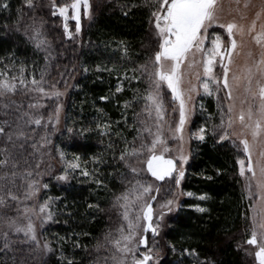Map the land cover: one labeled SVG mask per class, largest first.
I'll return each instance as SVG.
<instances>
[{"label":"trees","instance_id":"1","mask_svg":"<svg viewBox=\"0 0 264 264\" xmlns=\"http://www.w3.org/2000/svg\"><path fill=\"white\" fill-rule=\"evenodd\" d=\"M55 2L59 5L70 0ZM33 3L35 9L28 8L25 0H0V72H6V77L15 72L26 81V85L18 83L15 94L0 97V123L7 120L13 129L18 126L24 133L13 138L15 147L0 140V148L7 146L18 162L16 168L11 164L0 168V175L8 173L0 185L17 195L24 191L27 173H34L38 158L32 144L42 136V128L27 122L28 105L36 94L29 89L34 87L30 81H41L42 74L45 91L53 84L60 89L71 85L65 98L64 126L54 137L55 143L65 155L84 160L90 175L73 177L67 183L49 179L47 194L53 197L55 213L44 234L53 248L51 254L41 255L33 243L13 237L7 239V247L5 240H0V264H67L69 259L73 264H105L107 254L98 250L97 244L104 245L105 234L123 223L118 206H113L115 198L145 179L128 166L140 164L135 158L125 162L119 157L125 141L130 146L137 135L135 129L140 127L133 113L140 111L144 101L137 102L134 97L145 93L147 74L142 69L145 65L151 68L158 50L151 29L155 0H94L92 19L82 29L79 43L64 35L61 17L52 15V0ZM257 9L250 5L245 12L250 18ZM117 85L122 91L116 92ZM168 99L170 94L166 104ZM200 101L204 105L191 130L204 127L205 139L192 140V156L181 182V189L194 195L184 198L168 219L159 237L164 255L158 264H253L242 248L251 228L237 163L241 154L228 140L217 138L221 114L216 100L210 96ZM125 102H131V107H125ZM136 143L138 146L139 141ZM13 171L16 177H12ZM203 194L208 199H197ZM0 196H5L4 191ZM5 199L7 203L10 200ZM197 205L206 211L198 212Z\"/></svg>","mask_w":264,"mask_h":264},{"label":"snow or ice","instance_id":"2","mask_svg":"<svg viewBox=\"0 0 264 264\" xmlns=\"http://www.w3.org/2000/svg\"><path fill=\"white\" fill-rule=\"evenodd\" d=\"M25 3L30 9L36 7L33 0H25ZM235 3L238 6L236 11L242 22L230 20L225 24L219 23L220 0H155V10L152 11L151 16L154 18L155 34L159 38L158 50L155 51L154 59L151 61V68L145 65L142 69L147 74L148 87L145 89V93L134 97L137 102L139 100L144 101L140 111H134L133 113L134 122L138 123L140 127L135 129L137 135L133 137L130 146L125 141L126 147L119 158L125 162L129 158H135L138 163L146 164L147 172L157 181H164L165 178H168L174 182L176 188L180 187L185 173L182 167L178 168V162L183 165L187 162L188 157L181 154L176 158H165L163 154L157 155L156 149L158 145L166 144L165 132L169 133L172 139L183 142L185 124L191 112L189 105L193 100V94H198L196 84L189 81V87H184L185 77L188 70L199 64L203 69V74L201 76L200 73H195L194 78L199 82V88L203 90V94L213 96L224 92V96L220 99L225 102L226 107L218 105L221 118L217 129L222 132L219 140L225 141L230 136L236 137L239 144L243 146L242 150L247 163L243 159L238 160L237 163L240 165V176L246 177L247 180L245 190L250 192L255 187L256 191L253 194L260 201H264V151L260 153L261 158L254 162L252 143L246 138L250 135L252 141L256 142L264 135V22L261 21V15L264 13V0H262L261 9L254 14L251 20H249L246 12L241 11V0H235ZM249 4L250 0H244L242 8L248 9ZM4 7L6 8L7 5L5 4ZM51 7L53 9L52 15H59L62 18L64 35L71 39L73 33L70 30L69 21L74 22L75 33L79 34L81 31V13L83 11V16L89 17L91 5L89 0H71L70 3L66 2L59 5L55 0H52ZM212 26L226 30L227 45L224 44L219 35H215L211 39V47H206L205 41L209 39L208 29ZM25 31H27V28ZM33 31L37 36L39 35L38 30L33 28ZM245 35L250 36L254 44L260 49L259 59H253L254 53L249 50L241 70L233 72L235 57L240 55L238 49L243 47L242 41L238 43L235 37H244ZM197 54L200 56L199 60L196 59ZM249 60H251V63L248 62ZM217 64L221 69L220 75H217L214 71ZM21 73H23V69H21ZM6 76V72H0V97L17 92V79H19L20 85H26V81L22 76L21 78L12 76L11 80L3 79ZM230 76L232 83L229 82ZM127 79H138V77ZM42 81L43 74L41 75V81L32 79L30 83L34 87L29 90L47 95L45 89L41 86ZM254 81L255 88L253 87ZM241 84H243L245 98L241 100L242 107L234 118L235 98L233 91L234 88H240ZM51 87L55 89L54 84ZM120 91H122V88L117 85L116 92ZM62 94L59 91H53L49 98L52 96L59 97ZM169 94L170 99L166 104L165 101ZM102 99L106 98L102 97ZM243 105H247V108L245 109ZM36 106L35 104L28 105L29 108H35ZM4 107L7 108L8 105L5 104ZM19 107L18 105L17 108L19 109ZM125 107H131V102H125ZM59 111V106H57L53 114L55 123L59 122ZM23 115L28 116V113L25 112ZM49 120L52 121V116L49 117ZM27 122L40 126L41 118L29 116ZM53 127H55V124H53ZM108 127V125H104L105 129ZM205 132L206 129L200 127L198 131L191 134L190 138L203 141ZM104 134V132L101 133V135ZM21 136H24V133L19 130L18 126L13 129L7 120L0 123V140H3L6 145L11 143L15 147L13 138L19 139ZM40 139L44 143H51L46 136H41ZM137 141H139L138 146ZM43 146V143L39 145V147ZM32 147L37 148V144H32ZM163 151L167 152L169 149L164 147ZM0 154L4 156L3 159H0V168H7L9 164L12 168L17 167L18 162L7 146L0 148ZM145 154H147L146 159L141 160L140 158ZM60 159L61 161L64 160L62 152L60 153ZM79 161L80 157L76 156L73 161L67 162L64 174L56 177V179L67 180L69 169L72 171L80 170L82 176L88 177L90 173L86 168L81 167ZM93 162H96L95 158ZM128 166L131 172L136 174L141 170L132 165ZM246 173L250 175L246 176ZM11 175L16 177L17 173L13 171ZM31 176L32 173L28 172L27 177ZM7 177L8 173L5 172L0 175V180H6ZM27 177L22 178L26 179ZM208 179H211V177H208ZM12 182L14 183V180ZM97 183L100 182L97 181ZM37 184L38 182L34 181L28 182L27 191L24 193L25 199H31L35 196L39 190ZM42 187L47 188L48 185L44 184ZM153 190L156 195L151 194ZM0 191H4L5 196L12 201L19 200V197L13 194L11 188L0 185ZM160 191L159 187L153 189L151 184H141L140 181H137L136 186L116 196L113 206H118L123 210L120 216L124 223L116 229L118 236L113 237L111 232L105 234L104 240L111 244L114 249L110 256L103 258L105 264H108L109 261L111 264H154V257L159 255V249L154 241L160 234L162 222L168 213L181 207L175 199H166L163 203H159L160 211L158 213L154 212L151 201L157 200ZM146 194L147 198H145ZM182 194L189 197L194 195L192 192ZM5 196H0V208L10 207ZM173 196H175V193H173ZM197 199L206 200L208 196L203 194ZM89 207L92 206L89 205ZM196 210L198 212L206 211L205 208L198 205ZM19 211L17 209V212ZM23 211L25 218L28 220L26 227L19 226L17 220L8 216L7 212L0 213V220L4 221L7 229L16 233L24 232L30 240L36 241L39 247L35 227L28 214L32 213L40 217L42 220L41 226H43V223L53 218V214L49 210V202L45 201L35 208L25 207ZM154 216L156 217L155 220ZM147 233L151 234L153 241L151 245L149 237L145 235ZM2 234L5 237V247H7L8 232L4 231ZM246 243L255 246L254 256L257 264H264V214L260 211H257L251 217V235ZM102 247H104L103 244H97L98 250ZM43 248L45 251H51L47 242L44 243ZM141 248L144 250L142 251ZM67 264H73V261L69 259Z\"/></svg>","mask_w":264,"mask_h":264},{"label":"rangeland","instance_id":"3","mask_svg":"<svg viewBox=\"0 0 264 264\" xmlns=\"http://www.w3.org/2000/svg\"><path fill=\"white\" fill-rule=\"evenodd\" d=\"M242 1H241L240 7H241V10L245 12L247 9L242 8L244 0H242ZM70 2H71V0H70ZM93 2H94V0H89V3L91 5L89 17H84L83 11L81 13V31L79 34L75 33L74 22L69 21V27L73 33V36L71 39L75 40L76 42H78V40H79V42H81L82 29L92 19ZM250 5L258 6L257 11H259L261 9L262 3H261V1H259V3H257L254 0H250L249 6ZM235 9H236L235 8V0H220V6L218 9L219 23H225L226 24L230 20H236L237 22H242V21H240L239 15L235 14ZM253 16L250 15V18L248 17L249 20H251L253 18ZM261 21L264 22V13H262V15H261ZM151 29H152L153 36L156 37L157 39H159L155 34L154 18H153V23H152ZM208 35H209V39L205 41L206 47H211V39L214 38L215 35H219L225 45L228 44V36H227V32L225 29H222V28H219L216 26L209 27ZM235 38L238 41V43L242 41V44H243V47L238 49V51L240 52V55L235 57V64L233 66V72H239L241 70L245 60L247 59V52L249 50H251L254 53L253 59H259L260 49L254 44V42L251 40V37L248 35H245L244 37L236 36ZM190 59H191V57H190ZM196 59L197 60L200 59L199 54H197ZM248 62L251 63V60H249ZM214 71L217 75L221 74V69L219 67V64L216 65ZM195 73H200L201 76L203 74V69L199 64H197L196 67H194L193 69L188 70L186 77H185L184 87L185 88L189 87V81H190L191 83L197 85L198 94H196V93L193 94V100L190 102V105H189L191 112L189 115V119L186 121V124H185L184 134H183L184 135L183 142L172 139L171 135L169 133L165 132L164 139L166 141V144L165 145H158L157 149H156V154L157 155L163 154L165 158H176L181 154L187 156L188 159H187L186 163H184L183 165H180L178 162V168L182 167L184 173H186L187 166H188L189 161H190L191 156H192L191 143H192V140H195L193 138H190L191 134L193 132H195V131L191 130L192 121H193L195 115L198 113L197 112L198 109L202 108L204 105V102H201L200 99L202 97H206V98L210 97L209 95L203 94V90L199 88V82L196 81L194 78ZM13 75L18 77V78H21L20 75H18L15 72H13ZM11 77H3V79L11 80ZM229 82L232 83L231 76H230ZM18 83H19V80L17 79V81H16L17 87L19 85ZM70 87H71V85H68V86H66V88L60 89L59 87L55 86V89L51 88L49 91H45V93H47V95L36 92L35 96L32 99V102L30 103V104L37 105L35 108H29L30 116L33 118H41L42 136H46L47 139H49L51 141V143L48 144V143H44L43 141H41V139H40L41 136L37 138L38 142H36L37 148L35 149L36 150L35 155L38 159L36 161L34 173L25 182L24 191L21 193L18 192L17 196L19 197V200L18 201L9 200L7 203L10 206L9 208H0V213L7 212V215L12 217L13 219H16L17 224L21 227H26V225L28 223V220L25 218V215H24V211H23L24 208L25 207L35 208L37 205L44 203L45 201L49 202V210L52 212L53 218H54L55 212L53 209V197H51L50 195L47 194L48 187L47 188L42 187V185H44V184L49 185V179H54V180L62 182V183H67L70 181L71 178L76 177V176H81L80 170L72 171L71 169H69L68 170L69 178L67 180L61 181V180L56 179V177L64 174V169L67 166V162L73 161V159L76 157V156L65 155L63 153V151L60 149L57 142L55 143V138H54V137H56V135H58L59 132L62 131L63 126H64V114H65L64 104H65L66 93ZM253 87L255 88V81L253 82ZM53 91H59L63 94L59 97L52 96L51 98H49ZM223 96H224V92H220V93L213 95L211 97H213L216 100L217 105H224L226 107L225 102L222 99H220ZM233 96L235 98V109L233 112V117L235 118V116L238 115V113L242 107L241 100H243L245 98V93L243 90V84H241L240 88H238V89L234 88ZM57 106H59V109H60V111H59V122L55 123V116L53 114L55 113ZM243 107L246 109L247 105H243ZM169 111H171V109H169ZM176 115L178 117V113ZM50 116H52V121L49 120ZM220 118H221V115H220ZM225 120H226V118H225ZM53 124H55V127H53ZM45 125H46V127H45ZM225 127H226V123H225ZM220 134H222L221 131L217 137L218 140H219ZM246 138L249 140L250 143H252V152H253L252 158H253V161L255 162L257 159L261 158L260 157L261 151H264V135H262L256 142L252 141V138L250 135H248ZM227 140L230 144L237 147L238 151L241 154L239 160L243 159L247 163L246 158H245V154L242 150L243 146L239 144L237 138L230 136L229 139H227ZM234 141H235V143H234ZM41 143L44 144L43 147H39V145ZM164 147H167L169 149V151H167V152L163 151ZM61 152L64 154V160L63 161H61V159H60V153ZM79 162H80L82 168H86L85 167L86 162L84 160H82L80 158ZM37 165H39V166L37 167ZM136 167L138 169H141L139 172L141 174H143V176L145 177V179L141 182V184H151L153 186V189H155L156 187H159L161 189L160 194L157 196V200L151 201V203L153 204L154 212L158 213L160 211L158 205H159V203H163L164 200H166V199H175L178 204L182 205V200L186 197H189V196H185L182 194V193H185V191H183L181 189V185L179 188H176L175 184L172 181H170L168 178H165L164 181H157L153 176H151L150 173L147 172L146 164H139ZM239 173H240V165H239ZM247 175H250V174L246 173V176ZM241 178H242L244 192H245L246 198H247L248 203H249L250 228H251V217L257 211H260L262 214H264V201H260L258 199V197L253 194L256 191L255 187H253L250 192L246 191L245 190V184L247 183L246 177H241ZM183 179H182V181H183ZM29 181L38 182L37 187L39 188V190L37 191L35 196H33L31 199H25L24 193L27 191V184ZM161 182H165L163 186L160 185ZM173 193H175V196H173ZM151 194L156 195L154 190ZM49 198H51V199L49 200ZM145 198H147V194H146ZM179 208L175 209L171 213H168L165 216L164 221L162 222L160 234H159V236H157L155 238V241H154L156 246L159 249L158 257H154V264H158L160 259L164 255V251H162L163 246L159 243L161 241V239L159 237H160L161 233H163L166 230L167 225H168V219ZM17 209H19L20 211L17 212ZM117 209H118L119 213H121L123 211L119 207ZM28 215L31 217V220L34 224L36 238H37V241H39V247L37 246L36 241L30 240L29 237L26 236L24 232L16 233L10 229H7L5 227L3 220H0V240H5V237L2 233L4 231H7L8 232L7 239L13 238V237L23 238L25 241L30 242L31 244L33 243L34 246L39 250L41 255L48 256L49 254L52 253L53 248H52L50 242L47 240L46 235L44 234V232H45L44 230L47 228V226L49 224H51L53 218H52V220H49V221L43 223V226H41L42 220L40 217H37L36 215H33L32 213H29ZM41 216H43V214H41ZM155 218L156 217L154 216V220H155ZM123 223H124V221H123ZM116 229L113 232H111L113 237L118 236ZM145 235H147L149 237V243L152 244L153 241L151 239V234L147 233ZM103 241H105V240H103ZM45 242H47L51 251H45L44 250L43 245ZM104 245L105 246L103 248H101L102 251L104 253H106L107 256H110L112 251H114V249L112 248L111 244H109L107 242H105ZM242 248H244V250L249 254V256L252 260V263L257 264V262L255 260V256H254V253L256 251L255 246L248 245L246 243V240H245V242L242 243ZM141 250L143 251L144 249L141 248ZM33 251H35V250H33ZM108 264H111V262Z\"/></svg>","mask_w":264,"mask_h":264}]
</instances>
